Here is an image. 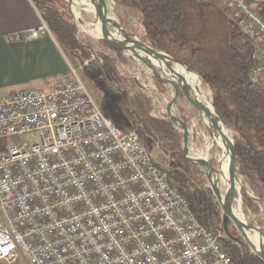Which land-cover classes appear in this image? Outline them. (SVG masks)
I'll return each instance as SVG.
<instances>
[{"label":"built area","instance_id":"2783aa9c","mask_svg":"<svg viewBox=\"0 0 264 264\" xmlns=\"http://www.w3.org/2000/svg\"><path fill=\"white\" fill-rule=\"evenodd\" d=\"M224 1L264 90V0ZM48 34L41 21L24 40ZM72 74L0 96V140L14 138L0 144V264H231L138 134L104 117Z\"/></svg>","mask_w":264,"mask_h":264},{"label":"trees","instance_id":"16d2710c","mask_svg":"<svg viewBox=\"0 0 264 264\" xmlns=\"http://www.w3.org/2000/svg\"><path fill=\"white\" fill-rule=\"evenodd\" d=\"M29 1L63 55L72 63L79 60L78 52L85 50L76 38L77 29L66 3ZM113 1L138 15L150 48L180 59L210 89L212 105L232 134L236 174L246 179L254 198L264 203V90L250 80L252 43L237 28L230 6L224 0ZM105 69L110 76V68L105 65ZM124 96L137 117L135 132L139 138L143 139V131L149 132L157 138L160 150L183 167V172L167 171L170 186L188 201L190 212L202 226L211 231L223 228L219 203L204 187V177L182 156V136L165 118L149 116L148 99L140 94ZM189 176L195 185L188 182ZM242 198L243 213L251 221L250 212L258 214L257 204L244 189ZM222 245L231 264H264L242 239L225 237Z\"/></svg>","mask_w":264,"mask_h":264},{"label":"rangeland","instance_id":"374dc122","mask_svg":"<svg viewBox=\"0 0 264 264\" xmlns=\"http://www.w3.org/2000/svg\"><path fill=\"white\" fill-rule=\"evenodd\" d=\"M63 1L66 3L72 22L76 26V38L85 50L78 52L80 59L74 60L72 63L63 55L60 49H58L59 52L54 50L56 48L51 44L53 42L49 38L40 41L39 46L24 43L14 44V47L21 52L16 57L9 51V46H0V96L29 89L46 90L47 86L60 84L65 80L71 79L74 71L75 76L83 82L103 116L109 119L119 130L127 132L135 131L137 128V117L130 108L124 94H127L128 97L140 94L143 98L148 99L151 104L149 113L151 118L166 119L165 108L172 99L173 91L158 81L153 76L150 68L143 62L123 52L119 56L101 40L90 37L85 32L84 27H93L95 25L92 13L75 8L79 15L76 18L72 13L71 5L70 8L68 7V1ZM106 3L108 4L107 15L119 24L129 37L147 44L138 15L116 5L113 0H106ZM109 30L112 31L111 28ZM112 32L116 33L114 30ZM48 36L53 37L51 34H48ZM35 47L37 51H32ZM105 65L110 68V76L106 73ZM153 65L158 72H162L160 66L155 63ZM202 87L212 98L210 89L204 84H202ZM172 113L188 125H190L192 119L197 120L200 128H204L205 135L208 133L202 125L203 122L200 123L199 121L200 112L188 104L183 97L179 96L177 98ZM175 128L182 136L180 127L175 126ZM190 131L188 136V155L195 157V151H197L198 147H201L202 142L200 138H196L195 134ZM141 141L155 163L166 171L172 169L184 171L176 159L160 150L155 136L143 131V139ZM13 142L14 138L0 140V144L3 146H8ZM216 148L213 149L209 159V163L215 168L218 166L216 158L218 150H220ZM196 169L204 177L205 169L203 167H196ZM241 181L242 189L245 190L246 194L250 198L254 197L246 179L241 178ZM188 182L195 185L194 179L190 176L188 177ZM204 187H209L206 179ZM242 203L243 198L241 201V212L244 219L256 225L264 233V212L261 206L256 203L258 214L250 212L252 215V220L250 221L243 213ZM211 229L223 238L227 237L222 226ZM227 229L232 238L242 239L241 233L234 225L229 224Z\"/></svg>","mask_w":264,"mask_h":264},{"label":"bare ground","instance_id":"6f19581e","mask_svg":"<svg viewBox=\"0 0 264 264\" xmlns=\"http://www.w3.org/2000/svg\"><path fill=\"white\" fill-rule=\"evenodd\" d=\"M71 5L72 13L76 18L79 17L77 10H85L88 12H92V6L89 0H67ZM106 1V0H105ZM108 7V4L106 3ZM111 7V6H110ZM106 22L109 28L114 30L116 33L112 32L114 38L118 41L129 44L140 51L147 53L149 55H157L147 44L142 43L136 39L130 38L127 33L117 24L111 17L106 15ZM85 32L92 38L99 39V27L98 25H94L93 27L85 26ZM119 35V36H118ZM107 43H110V39L108 37L105 38ZM150 63L154 70L158 73V75L166 80L167 78H175L178 74H181V85L185 91L197 102L203 104V108L196 109L200 112L199 121L202 123L205 130L208 132L205 135L204 128H200L197 120L192 119L190 125H188L189 131L194 133L196 138H200L202 145L198 147L197 151H195V157H198L202 160L209 161L211 157V153L214 148H219L217 154V160L220 162V171L223 176L219 182V191L221 194L222 203L232 202V211L233 216L236 219H244L243 214L241 212V188L242 181L235 173L229 175V159L232 155L231 150V134L227 130L225 126L222 125L219 118L217 117L215 111L211 105L210 96L203 90L202 83L198 76L192 71L186 70L183 71L180 64H177L173 61L162 60L158 58L150 59ZM153 63L157 64L161 67L162 72H158ZM183 71V72H182ZM182 72V73H181ZM169 89L174 91V85L165 83ZM211 119L215 120L219 129V136L215 134L213 126L211 124ZM222 167V169H221ZM213 185H215V178L213 177ZM237 197V198H235ZM244 232V231H243ZM249 239L253 243V247L261 254H264V237L261 235L252 232H245Z\"/></svg>","mask_w":264,"mask_h":264},{"label":"water","instance_id":"95a60500","mask_svg":"<svg viewBox=\"0 0 264 264\" xmlns=\"http://www.w3.org/2000/svg\"><path fill=\"white\" fill-rule=\"evenodd\" d=\"M92 6V15L95 21V24L98 25L99 27V40L104 42L110 49L115 50V51H120L123 53H126L133 58L143 62L145 65H147L148 68H150L153 76L163 84L168 83L174 85V91H173V96L172 99L169 101V103L166 105L165 108V114H166V120L175 128V126H179L181 129V134H182V156L183 158L193 164L196 167H203L205 169L204 172V177L209 185L207 189L213 194L217 202L219 203L222 212H223V231L227 237H231L229 232H228V225L232 224L234 225L237 230L241 233L242 239L249 245L250 249L252 252L258 256L260 259L264 261V254L259 253L254 247L252 241L249 239L247 234L255 232L262 237H264V233L254 224L248 222L245 219H236L233 216V211H232V202L228 203H222L221 201V194L219 191V182L223 176L222 172L220 171V162L217 160L218 166L217 168L213 167L209 161L207 160H202L198 157H190L188 155V136H189V128L188 124L183 121L181 118L177 117L175 114L172 113L173 106L175 105V102L177 101V98L179 96V93L182 95L184 100L190 104L192 107L195 109H200L203 108V104L195 101L187 91H185L181 85V74H178L175 76V78H167L166 80L162 79L158 73L154 70L150 63V59L152 58H158L162 60H167V61H173L177 64H180L182 66V70L186 71L189 70L186 65L178 58L168 55L164 52L156 51L152 49L157 55H149L147 53H144L140 51L139 49L129 45L122 43L118 41L117 39L114 38L113 34L109 30V27L106 22V15H107V6H106V1L105 0H89ZM68 7L70 8V3H68ZM108 37L110 39V43H107L105 38ZM182 71V72H183ZM190 71V70H189ZM181 72V73H182ZM194 73V72H193ZM196 74V73H195ZM197 75V74H196ZM198 76V75H197ZM200 79V77L198 76ZM201 83L203 84L202 80L200 79ZM211 105H212V98H211ZM213 110L215 111L213 105H212ZM216 113V111H215ZM217 117L219 118L220 122L221 121L219 115L216 113ZM211 124L213 126V129L215 131V134L219 136V129L217 126V123L215 120L211 119ZM226 127V126H225ZM176 129V128H175ZM228 130V129H227ZM229 131V130H228ZM231 150H232V155L229 159V175H232V173L236 174V168H235V150H234V144H233V138L231 137ZM237 175V174H236ZM213 177L215 178V185H213ZM242 188H241V193H242ZM251 199L259 204L261 206L262 211L264 212V204L257 198L251 197ZM244 231V232H243ZM232 238V237H231ZM234 239V238H232ZM237 241V239H234Z\"/></svg>","mask_w":264,"mask_h":264},{"label":"crops","instance_id":"0c3cea01","mask_svg":"<svg viewBox=\"0 0 264 264\" xmlns=\"http://www.w3.org/2000/svg\"><path fill=\"white\" fill-rule=\"evenodd\" d=\"M40 22L41 19L29 0H0V46H9V51L16 57L21 52L14 47V44L39 46L40 41L49 38L56 48L54 50L59 52L54 38L48 35L33 41L24 40L27 31L36 28ZM16 35H19L21 39L16 40L14 38ZM32 51H37L36 47ZM49 87L51 86H47Z\"/></svg>","mask_w":264,"mask_h":264}]
</instances>
